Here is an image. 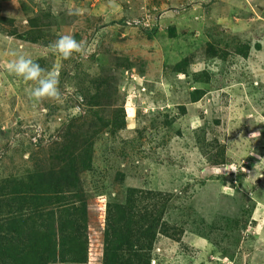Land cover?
<instances>
[{
  "label": "rangeland",
  "instance_id": "374dc122",
  "mask_svg": "<svg viewBox=\"0 0 264 264\" xmlns=\"http://www.w3.org/2000/svg\"><path fill=\"white\" fill-rule=\"evenodd\" d=\"M65 34L86 54L54 52ZM13 53L59 73L62 98L32 100ZM67 183L90 222L74 260L42 251L53 202L84 223ZM133 193L165 202L150 264H264V0H0V257L101 264L106 210Z\"/></svg>",
  "mask_w": 264,
  "mask_h": 264
},
{
  "label": "trees",
  "instance_id": "16d2710c",
  "mask_svg": "<svg viewBox=\"0 0 264 264\" xmlns=\"http://www.w3.org/2000/svg\"><path fill=\"white\" fill-rule=\"evenodd\" d=\"M155 29L156 28L154 27L150 31H147L146 29L145 31H147L148 36L151 37ZM65 139H67V141L63 144L58 143V146L68 157H74L73 154L76 153V150L69 151L73 148L68 146V142H71L70 134L65 135ZM84 162L81 170L87 169L89 166V163H87L86 160H84ZM81 170L76 166L72 174L69 170H66V173L60 176L66 178V176L68 177L71 175V177L76 180ZM48 176H50V173L46 171L35 172L32 176L30 175L28 177L29 181H27L24 186L27 188V191L37 188L36 185H38L39 181L44 182L48 180ZM55 191L56 194L61 191H66V193H69L75 198V200L71 202L73 205L72 208L82 213L81 215L84 219V223L81 221L79 222V220H73L71 218L72 214H70L71 212L68 211V208L60 210L59 208L64 205L60 203V200L53 202L54 207L57 210L50 212L51 214L48 217L53 223H56V225L59 222L58 227L60 228L58 234L52 239L48 236V245L42 251H47V254L53 252V254H55L56 248L54 249L53 245L57 239L59 240L58 247H60L62 241L71 244L70 247H67L66 251L67 256H71V259L74 260L77 253L86 254L88 227L90 223L89 213L84 200H81L82 194L81 192L79 193L76 186L71 183L68 185L67 183L66 187ZM134 194L135 193L131 196L129 195V199L119 207L121 208L120 210H116L118 206L117 204L106 210L105 228L102 238L104 245L103 259L101 264H139V258L141 256V262L143 261L144 264H150L151 255L149 251H145V248L151 250L150 247L156 235L155 229L161 223L160 220L164 213L163 209L165 207V202L161 203L157 195L154 193H151L146 197L144 196V198L149 199L147 202H139ZM58 213L60 214L58 215ZM54 218H56V221ZM0 261L1 264H14L12 259L1 258ZM83 261L86 262V259H81V262Z\"/></svg>",
  "mask_w": 264,
  "mask_h": 264
},
{
  "label": "clouds",
  "instance_id": "9594fccd",
  "mask_svg": "<svg viewBox=\"0 0 264 264\" xmlns=\"http://www.w3.org/2000/svg\"><path fill=\"white\" fill-rule=\"evenodd\" d=\"M51 47L54 52L64 59H71L74 54L83 56L87 51L81 42H78L72 35L67 34L60 35ZM13 55L16 58L8 63L7 70L24 81H30L36 85L29 90V96L32 100L35 102L44 100L59 101L62 98L59 89V73L49 71L45 74V69L32 58L16 53H13ZM34 142L36 143V141Z\"/></svg>",
  "mask_w": 264,
  "mask_h": 264
},
{
  "label": "built area",
  "instance_id": "2783aa9c",
  "mask_svg": "<svg viewBox=\"0 0 264 264\" xmlns=\"http://www.w3.org/2000/svg\"><path fill=\"white\" fill-rule=\"evenodd\" d=\"M34 141H36V138L35 139H33Z\"/></svg>",
  "mask_w": 264,
  "mask_h": 264
}]
</instances>
